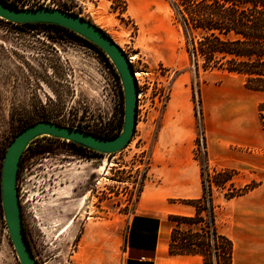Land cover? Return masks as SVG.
<instances>
[{"label":"rangeland","instance_id":"obj_1","mask_svg":"<svg viewBox=\"0 0 264 264\" xmlns=\"http://www.w3.org/2000/svg\"><path fill=\"white\" fill-rule=\"evenodd\" d=\"M9 1L23 9L77 13L104 30L132 60L134 73L140 72L136 128L126 149L103 156L40 139L19 168L24 224L38 262L92 264L99 250L123 249L139 202L147 190H158L163 171L154 166L153 154L160 136L175 130L167 128L168 121L192 123L194 159L201 173L202 166H208L214 180L219 170L208 159L205 107L215 90L232 87L242 92L244 80L220 70L196 75L190 43L169 0H150L154 6L147 13L143 1L137 6L132 0H126L127 6L121 0ZM159 8L161 25L151 18ZM124 110L123 85L109 59L69 32L14 26L0 19V186L5 150L24 128L50 121L118 136ZM261 110L263 105V124ZM255 187L215 184L212 196L227 199ZM177 201L183 202H172ZM3 221L0 196V264H20ZM188 228L181 225L183 231Z\"/></svg>","mask_w":264,"mask_h":264},{"label":"crops","instance_id":"obj_2","mask_svg":"<svg viewBox=\"0 0 264 264\" xmlns=\"http://www.w3.org/2000/svg\"><path fill=\"white\" fill-rule=\"evenodd\" d=\"M235 89L213 91L205 107L208 159L219 171L235 173V187H257L232 199L213 197L215 222L218 232L233 242V264H264V128L260 117L264 93L248 90L245 82L242 92ZM166 125L175 130L164 132L154 150V166L163 171L158 190H147L139 202L129 219L123 249L99 250L92 264H204L201 256L171 255L169 251L170 215L196 214L195 207L172 201L199 200L204 189L194 159L192 123L170 120Z\"/></svg>","mask_w":264,"mask_h":264},{"label":"trees","instance_id":"obj_3","mask_svg":"<svg viewBox=\"0 0 264 264\" xmlns=\"http://www.w3.org/2000/svg\"><path fill=\"white\" fill-rule=\"evenodd\" d=\"M5 1L19 8L11 1ZM169 1L190 43L192 64L196 75L199 76L202 71H225L243 77L245 87L248 90L264 93V0ZM121 2L127 6L126 0H121ZM60 9L71 12L66 8ZM23 26L51 27L69 32L108 60L106 54L100 48L68 29L46 24H27ZM262 119L264 124L263 114ZM95 134L103 137L116 136L107 133ZM40 139L63 141L44 136L36 139L33 143L38 142ZM33 143L23 154L22 160ZM67 143L74 148L92 152L72 142ZM92 153L97 155L95 152ZM207 170L208 166H202L203 184ZM232 174L233 172L228 170L218 171L215 173L214 181L220 187H227L232 184ZM239 195L242 194L237 192L235 195H228V198ZM182 203L195 207L196 214L192 217L170 215L169 221L175 225L169 246L170 254L198 255L203 258L204 264H233L234 245L229 238L220 234L217 230L212 199L210 200V209L207 208L204 195L199 200L183 201ZM3 223L5 222L3 221ZM181 225H186L189 228L183 231ZM25 232L27 235L26 228Z\"/></svg>","mask_w":264,"mask_h":264},{"label":"water","instance_id":"obj_4","mask_svg":"<svg viewBox=\"0 0 264 264\" xmlns=\"http://www.w3.org/2000/svg\"><path fill=\"white\" fill-rule=\"evenodd\" d=\"M0 19L15 25H55L74 32L106 54L123 85L124 123L118 136L103 137L82 129L41 121L20 131L7 148L1 174V199L6 227L20 264H40L25 232L19 196L18 174L23 154L36 139L44 136L72 142L103 156L123 151L130 144L136 128L138 86L126 53L104 30L80 15L50 7L16 8L0 0Z\"/></svg>","mask_w":264,"mask_h":264},{"label":"built area","instance_id":"obj_5","mask_svg":"<svg viewBox=\"0 0 264 264\" xmlns=\"http://www.w3.org/2000/svg\"><path fill=\"white\" fill-rule=\"evenodd\" d=\"M129 59V58H128ZM130 63L132 60H130ZM135 78H136V74L134 73ZM137 82V79H136ZM137 86H138V82H137ZM139 90H138V104H139ZM138 107V106H137ZM201 140V147H200V151L203 150V138L200 139ZM215 181L213 180V176L210 175L209 172H206L205 177H204V196L206 198V203H207V208L210 209V200L213 198L212 194H213V190L215 188Z\"/></svg>","mask_w":264,"mask_h":264},{"label":"bare ground","instance_id":"obj_6","mask_svg":"<svg viewBox=\"0 0 264 264\" xmlns=\"http://www.w3.org/2000/svg\"><path fill=\"white\" fill-rule=\"evenodd\" d=\"M143 1L144 5H143V11L145 13L148 12V10H150V8H153V4L150 5V0H132V3L133 4H136L137 6H139V4H141ZM139 3V4H138ZM162 8H159L157 12L153 13L151 18H152V21H155L157 22L159 25L163 24V19H162ZM136 76L139 77L140 76V72L139 73H136Z\"/></svg>","mask_w":264,"mask_h":264}]
</instances>
